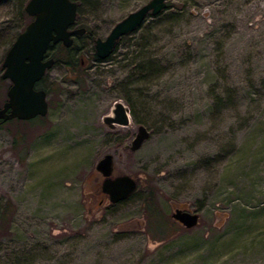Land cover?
<instances>
[{
  "label": "rangeland",
  "instance_id": "obj_1",
  "mask_svg": "<svg viewBox=\"0 0 264 264\" xmlns=\"http://www.w3.org/2000/svg\"><path fill=\"white\" fill-rule=\"evenodd\" d=\"M77 1L92 34L71 51L81 66L47 70V116L0 125V264H264V0H167L103 61L95 39L148 0ZM20 3L0 0V62L22 30ZM144 57L154 66L139 74ZM118 99L135 113L111 128ZM139 123L149 138L123 148ZM107 151L138 180L117 203L96 169ZM178 206L200 222L173 218Z\"/></svg>",
  "mask_w": 264,
  "mask_h": 264
},
{
  "label": "water",
  "instance_id": "obj_2",
  "mask_svg": "<svg viewBox=\"0 0 264 264\" xmlns=\"http://www.w3.org/2000/svg\"><path fill=\"white\" fill-rule=\"evenodd\" d=\"M167 0H148L139 8L129 12L118 21L105 37L96 39V53L106 58L114 50L120 37L136 30L147 15H157L165 9ZM26 11L34 18L16 36L3 61L2 77L11 84L7 90V99L0 106V119H31L46 115L50 106L47 91L37 87L49 68L55 63L48 56L51 44L62 41L71 46L74 42L71 34L81 33L84 28L70 30L77 16V2L74 0H28ZM104 122L111 128L130 126L132 113L123 100H116L111 111L104 115ZM151 130L144 123L137 125L135 134L125 142L123 148L135 151L149 138ZM96 169L103 176L102 191L108 194L112 203L128 198L138 187V180L129 173H116L115 152H105L97 161ZM172 217L188 228L200 222L198 211L176 207Z\"/></svg>",
  "mask_w": 264,
  "mask_h": 264
},
{
  "label": "trees",
  "instance_id": "obj_3",
  "mask_svg": "<svg viewBox=\"0 0 264 264\" xmlns=\"http://www.w3.org/2000/svg\"><path fill=\"white\" fill-rule=\"evenodd\" d=\"M21 1V3H20V6H19V11H20V14H21V16H22V20H23V22H24V24L22 25L23 27L21 28L22 30L25 28V25H27V23L31 20V16L28 14V12L26 11V8H25V3H24V0H20ZM172 4H171V2H167V5H166V7H165V9H168V7L169 6H171ZM165 9H163V10H165ZM163 12V11H162ZM162 12H160V13H162ZM159 13V14H160ZM159 14H157V15H159ZM157 15H155V16H157ZM26 23V24H25ZM20 32V31H19ZM18 32V33H19ZM18 33H16L15 34V36L13 37V39H12V41L10 42V45L8 46V48L6 49V52H7V50L9 49V47L12 45V43L14 42V40H15V38H16V36L18 35ZM91 36H92V34H90ZM125 35H123L122 37H120L119 39H118V41H117V43H116V46H117V44L119 43V41L124 37ZM76 47V43H74L72 46H65V45H63V44H51V46H50V48H49V52L51 53V55L55 58V63L57 62V61H64L65 62V64L67 65V66H74L75 64L76 65H78V63L80 62V61H78V59L77 60H75L74 58H73V56H72V49H74ZM58 49H61V50H63L65 53H63V54H59V52H58ZM114 49H116V47L114 48ZM111 55V54H110ZM109 55V56H110ZM93 56H94V58L96 59V60H98V61H103L104 60V58H100L98 55H97V53H96V50L94 51V54H93ZM109 56H107V57H109ZM106 57V58H107ZM5 58V57H4ZM4 61V60H3ZM3 61L2 62H0V82L1 83H3V82H5L6 80H8V79H5V78H3L2 77V73H3V71H4V67H3ZM82 62V61H81ZM81 62L79 63V65L81 64ZM134 68L139 72V74H142L144 71H147V70H149L150 68H152L153 66H154V60H152L151 58H146V57H144V58H142V59H139L138 61H134ZM81 66V65H80ZM81 68H83V67H81ZM9 86H10V84L7 86V90H8V88H9ZM44 88V87H43ZM7 90H6V92H5V95H7ZM47 91V93H49L50 91L47 89L46 90ZM3 104V103H2ZM2 106V105H1ZM130 109H131V111H132V113H135V110L132 108V107H130ZM45 116H47V115H45ZM45 116H38V117H35V118H32V119H30V121H33L34 119H36V118H43V117H45ZM13 120H21V119H19V118H13V119H9V120H7V121H3V120H1L0 119V125H3L4 123H6V122H8V121H13ZM146 206H145V208H146V212H147V215H148V217L149 218H152V217H155L156 219H160L161 218V215H159V214H157V206H156V199H155V195H154V191H152L151 190V192L148 194V197H146ZM5 216H4V210H1V212H0V227H2L3 225H1L2 224V222L4 221V218Z\"/></svg>",
  "mask_w": 264,
  "mask_h": 264
},
{
  "label": "flooded vegetation",
  "instance_id": "obj_4",
  "mask_svg": "<svg viewBox=\"0 0 264 264\" xmlns=\"http://www.w3.org/2000/svg\"><path fill=\"white\" fill-rule=\"evenodd\" d=\"M74 1H76L77 2V16H76V20H75V22L71 25V26H69V29L70 30H75V29H81V28H84V30L81 32V33H76V32H74L73 34H71V36L73 37V39H74V42H73V44L74 43H76V40L79 38V37H81V36H83V35H87L88 33H89V35L91 34L90 32H89V30L87 29V27L86 26H79V24H78V1L77 0H74ZM29 14V13H28ZM30 15V14H29ZM32 18H31V20L34 18V16H32V15H30ZM30 20V21H31ZM29 21V22H30ZM28 22V23H29ZM27 23V24H28ZM114 27V26H113ZM112 27V28H113ZM98 38V37H97ZM96 38V39H97ZM103 38V37H102ZM96 39H95V46H96ZM55 44H63V42L62 41H59V42H57V43H55ZM72 44V45H73ZM64 45V44H63ZM71 45V46H72ZM66 46V45H65ZM69 47V46H68ZM50 48V47H49ZM96 48V47H95ZM49 56H52L51 55V53L49 52V50H48V56L47 57H49ZM44 77V76H43ZM42 80V79H41ZM40 80V81H41ZM39 81V82H40ZM39 82L37 83V87H39ZM40 88V87H39ZM48 94V93H47ZM49 101V100H48ZM48 114V113H47ZM46 114V115H47ZM38 116H45V115H38ZM38 116H36V117H38ZM35 118V117H34ZM32 119V118H31ZM23 120V119H22ZM28 120V119H27ZM103 177V176H102ZM102 186V185H101ZM106 194V193H105ZM107 196H108V194H106Z\"/></svg>",
  "mask_w": 264,
  "mask_h": 264
}]
</instances>
